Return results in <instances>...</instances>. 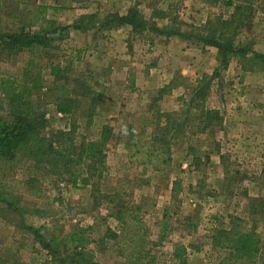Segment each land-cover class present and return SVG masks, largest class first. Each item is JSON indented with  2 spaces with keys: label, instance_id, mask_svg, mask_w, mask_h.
I'll use <instances>...</instances> for the list:
<instances>
[{
  "label": "rangeland",
  "instance_id": "rangeland-1",
  "mask_svg": "<svg viewBox=\"0 0 264 264\" xmlns=\"http://www.w3.org/2000/svg\"><path fill=\"white\" fill-rule=\"evenodd\" d=\"M229 1L242 2L48 0L47 6L60 27L90 13L103 18L135 7L146 19L162 13L153 18L161 29L198 33L207 21L230 17ZM44 2L0 0V31L40 29V24L30 28L28 20ZM247 4L251 16L248 12L247 24L239 27L235 46L264 55V0ZM52 37L48 49L0 58V119H10L2 82L19 78L29 84L24 74L34 61L31 75L42 71L43 89L27 99L45 113L43 134L67 131L75 123L77 134L90 140L108 125L113 133L106 170L94 185L73 189L35 172L26 159L0 163V264H56L26 227L58 243L62 254L76 249V239L86 240L94 264H125L131 245L150 251L154 264H240L229 258L227 244L223 248L214 239L216 230H230L234 223L243 231L255 225L264 243V208L253 214L264 203L263 63L232 56L220 78H212L217 49L201 43L130 28L71 29ZM51 66L67 71L56 88ZM76 79L104 97L91 124L83 102L69 116L56 110V98L70 96ZM201 88L206 94L197 96ZM199 106L218 111L222 123L205 129ZM111 233L123 236L119 245ZM162 235L166 239L159 242ZM255 264H264V247Z\"/></svg>",
  "mask_w": 264,
  "mask_h": 264
},
{
  "label": "trees",
  "instance_id": "trees-1",
  "mask_svg": "<svg viewBox=\"0 0 264 264\" xmlns=\"http://www.w3.org/2000/svg\"><path fill=\"white\" fill-rule=\"evenodd\" d=\"M227 7H233V12L229 18L225 19L218 16L207 21L200 32H181L172 27L160 28L153 18H160L162 13H153L151 19H146L140 11L132 7L126 14L117 13L108 14L99 18L96 14H87L80 16L71 26L60 27L54 21L47 19L49 7L35 5L32 16L28 20L30 28L42 25L38 30H32L22 26L16 31H0V58L10 60L24 51H30L36 48L48 49L54 42L56 34H62L68 30L89 32L95 29L101 31H113L122 28H130L135 34L145 32L157 33L165 37H179L185 41L201 43L203 47H212L217 49L218 68L215 70L212 78H220L222 70L228 68L232 56L241 54L246 61H260L264 64V55L246 49L237 48L235 39L240 26L247 24L251 13L250 5L247 0L235 4L233 1L226 3ZM250 6V7H249ZM251 10V9H250ZM249 12V14H248ZM248 14V15H247ZM13 15H11L12 17ZM0 17V29H1ZM64 38V37H63ZM79 54V53H78ZM79 58V57H78ZM79 60V59H78ZM34 61L29 62L28 69L25 70L29 84L24 79H11L2 82L4 97L10 103V119H0V163H11L19 158L26 159L33 163L35 172H41L48 177L57 178L66 182L70 188L79 189L88 185H94V179L102 176L106 170L107 150L112 139L113 129L108 125L102 127L99 136L96 139H87L77 134L78 127L73 123L69 130L55 131L48 136L43 134L46 128L45 113L35 109L29 101L28 96L33 92L43 89L42 71L38 70L31 75V67ZM50 75L54 77L53 85L61 80V77L67 75V71L59 66H51ZM73 88L70 96L56 98L55 106L59 114L64 116L72 115L75 112L78 103H84L89 124L92 123L93 117L98 107L104 100L102 94L89 86L86 81H73ZM207 85L205 89H208ZM47 92L53 89H46ZM205 95L206 90L202 89L196 94ZM202 109V107H197ZM201 120L205 123V129L212 125L221 124L222 120L218 111L202 109ZM31 182L36 183L34 179ZM10 207V203L5 201ZM0 199V205H1ZM259 209L253 214H260L264 208V203L260 201ZM264 216V215H263ZM123 221L121 216L117 217ZM233 224L230 230L220 229L215 231V242L217 245L229 250L230 259L240 264H255L256 258L264 247L263 239L256 232V226L250 229ZM33 233L34 238L39 244L52 256L51 260L56 264H94L92 261L94 255L86 249L87 241L76 239L78 242L76 249L67 254L59 253L54 241L44 240L37 229L26 227ZM78 236H80L78 234ZM123 236L117 233H111L109 238L115 240L119 245ZM120 239V241H119ZM166 239L165 235L159 238V242ZM156 244L154 243V246ZM121 255L126 253L125 246H119ZM131 251L127 252L125 264H154L155 257L151 256L150 251L137 250L136 247L130 246ZM179 256V255H177Z\"/></svg>",
  "mask_w": 264,
  "mask_h": 264
},
{
  "label": "crops",
  "instance_id": "crops-1",
  "mask_svg": "<svg viewBox=\"0 0 264 264\" xmlns=\"http://www.w3.org/2000/svg\"><path fill=\"white\" fill-rule=\"evenodd\" d=\"M45 4H43V6H47V4H48V0H46V2H44ZM39 4H41V3H39ZM47 7H49V6H47ZM50 11H52V8H50L49 7V10H48V13L50 12ZM55 11V10H54ZM48 13H47V15H46V17H47V19L48 20H50L51 18H50V16L48 15ZM91 14H93V13H90L89 15H91ZM77 19V18H76ZM50 21H53V19H51ZM55 22V21H54ZM75 22V20L72 22V24ZM56 24L57 25H60L59 23H57L56 22ZM71 24V23H70ZM71 24V25H72ZM71 25H68V26H71ZM122 29H124V28H122ZM73 31H76V30H73ZM171 39L173 38V39H175V38H177V39H180L179 37H176V36H174V37H170ZM180 40H182V39H180ZM174 41V40H173ZM182 41H185V40H182Z\"/></svg>",
  "mask_w": 264,
  "mask_h": 264
}]
</instances>
